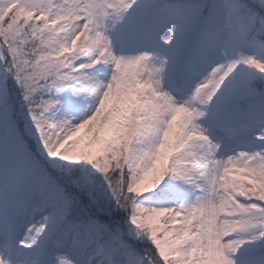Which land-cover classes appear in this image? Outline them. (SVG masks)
<instances>
[{"label": "snow or ice", "instance_id": "obj_1", "mask_svg": "<svg viewBox=\"0 0 264 264\" xmlns=\"http://www.w3.org/2000/svg\"><path fill=\"white\" fill-rule=\"evenodd\" d=\"M0 264H264V0H0Z\"/></svg>", "mask_w": 264, "mask_h": 264}]
</instances>
